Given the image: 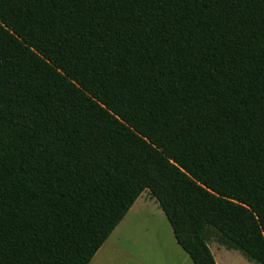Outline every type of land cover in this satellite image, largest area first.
<instances>
[{"label": "trees", "instance_id": "1", "mask_svg": "<svg viewBox=\"0 0 264 264\" xmlns=\"http://www.w3.org/2000/svg\"><path fill=\"white\" fill-rule=\"evenodd\" d=\"M143 192L264 264V0H0V264H88Z\"/></svg>", "mask_w": 264, "mask_h": 264}, {"label": "crops", "instance_id": "2", "mask_svg": "<svg viewBox=\"0 0 264 264\" xmlns=\"http://www.w3.org/2000/svg\"><path fill=\"white\" fill-rule=\"evenodd\" d=\"M209 249L211 251L210 246ZM221 249L238 257L233 250ZM219 250L215 248V251ZM180 251L184 253L163 212L148 192H143L88 264H193ZM211 253L215 263L219 264L215 253ZM241 263L251 264L248 261Z\"/></svg>", "mask_w": 264, "mask_h": 264}, {"label": "rangeland", "instance_id": "3", "mask_svg": "<svg viewBox=\"0 0 264 264\" xmlns=\"http://www.w3.org/2000/svg\"><path fill=\"white\" fill-rule=\"evenodd\" d=\"M209 246L211 247V251L213 253H215V259L218 261L219 264H233V263H239V264H242L241 262H247L243 257L242 255L235 251L236 254H237V258H235L234 254L232 252H229V251H225L224 249H221L223 248L217 241L213 240ZM215 248L217 249H220L219 251H215ZM180 250V249H179ZM182 252V251H180ZM181 254L184 255V253L182 252ZM186 256V255H184ZM226 256L228 258H226ZM190 262V261H188ZM191 264V263H190ZM252 264V263H251Z\"/></svg>", "mask_w": 264, "mask_h": 264}]
</instances>
